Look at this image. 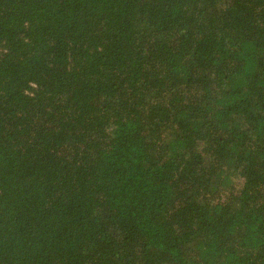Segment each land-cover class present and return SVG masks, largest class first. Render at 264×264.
<instances>
[{"label": "trees", "instance_id": "obj_1", "mask_svg": "<svg viewBox=\"0 0 264 264\" xmlns=\"http://www.w3.org/2000/svg\"><path fill=\"white\" fill-rule=\"evenodd\" d=\"M0 264H264V0H0Z\"/></svg>", "mask_w": 264, "mask_h": 264}]
</instances>
